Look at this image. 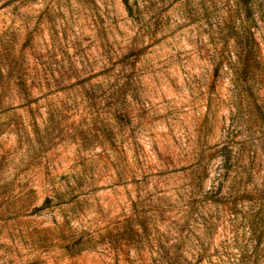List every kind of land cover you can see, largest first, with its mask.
<instances>
[{
    "label": "rangeland",
    "instance_id": "1",
    "mask_svg": "<svg viewBox=\"0 0 264 264\" xmlns=\"http://www.w3.org/2000/svg\"><path fill=\"white\" fill-rule=\"evenodd\" d=\"M130 4L0 0V264H175L158 248L169 206L198 190L203 158V187L218 186L227 142L223 192L237 194L215 248H185L176 264H264V0L258 25L238 0ZM121 60L119 91L108 69ZM57 194L70 201L41 209ZM82 232L98 247L70 254Z\"/></svg>",
    "mask_w": 264,
    "mask_h": 264
},
{
    "label": "trees",
    "instance_id": "2",
    "mask_svg": "<svg viewBox=\"0 0 264 264\" xmlns=\"http://www.w3.org/2000/svg\"><path fill=\"white\" fill-rule=\"evenodd\" d=\"M129 13H132V5L130 0H123ZM243 12L247 19L253 21L254 24L258 25V18L256 17V0H238ZM123 60L117 63H112L109 71H117L119 76V81L116 85L119 87L120 91L123 88ZM17 85L21 90L28 94L29 84L28 79L21 78ZM255 113L262 120L264 125V106L257 101H255L254 106ZM218 153H221L223 157V165L220 172L216 176L218 181V186L212 185L211 189L206 190L202 183L208 178L210 171V158L208 160L201 159L197 169L196 178L198 184H196L197 191L194 188H188L184 192L178 195V197L169 206V211L172 215L170 218V224L168 225V230L166 231V236L159 240L158 248H174V257L172 260L175 264L179 260L177 254L182 253L185 248H197L200 259L204 256V251L206 248H215L212 246V240L215 238L217 231L219 229V223L221 219L220 207L225 203V201L231 196H236L237 192L233 187L227 186L228 190L226 193L223 192L224 182L228 169H230L234 164L233 159V146L227 142L221 148H219ZM205 157V156H203ZM239 191V190H237ZM65 194H57L56 199L47 198L41 209L51 208L55 205H62L68 203ZM56 203V204H55ZM212 211L211 215L209 214ZM258 216L261 220L263 217L261 214ZM139 227L131 226L123 233L124 236L136 237L142 232V226L138 224ZM256 231V243L254 248H260L264 243V229H255ZM123 236V237H124ZM77 237L76 242L69 241L66 244V250L70 254L80 253L89 249L97 248L99 241L96 238L89 237L87 233L82 232L81 235ZM111 244H114L112 242ZM218 248V247H216ZM222 248H228L222 247ZM264 248V247H263Z\"/></svg>",
    "mask_w": 264,
    "mask_h": 264
}]
</instances>
